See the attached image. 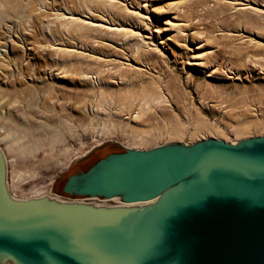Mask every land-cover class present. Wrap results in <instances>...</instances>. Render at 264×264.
Segmentation results:
<instances>
[{
  "label": "rangeland",
  "instance_id": "1",
  "mask_svg": "<svg viewBox=\"0 0 264 264\" xmlns=\"http://www.w3.org/2000/svg\"><path fill=\"white\" fill-rule=\"evenodd\" d=\"M262 134L264 0H0L13 197L53 194L54 178L105 142L121 151ZM26 145L35 150L22 156L12 147Z\"/></svg>",
  "mask_w": 264,
  "mask_h": 264
},
{
  "label": "water",
  "instance_id": "2",
  "mask_svg": "<svg viewBox=\"0 0 264 264\" xmlns=\"http://www.w3.org/2000/svg\"><path fill=\"white\" fill-rule=\"evenodd\" d=\"M51 190L13 197L0 147V264H264V134L122 148Z\"/></svg>",
  "mask_w": 264,
  "mask_h": 264
},
{
  "label": "flooded vegetation",
  "instance_id": "3",
  "mask_svg": "<svg viewBox=\"0 0 264 264\" xmlns=\"http://www.w3.org/2000/svg\"><path fill=\"white\" fill-rule=\"evenodd\" d=\"M112 152H118V150H116L114 148L113 145H106L96 151H94V153L88 157L87 159L79 162V163H76V168L70 172V173H65L64 175L60 176L55 182H54V185H53V190L55 191V194H57L58 196H61L63 198H68V195L65 194L64 192H62V185L64 183V181L66 180L67 176L71 173H74V172H80V171H83V170H86L91 164H93L96 160L106 156L107 154L109 153H112ZM83 163H86L87 165L85 166Z\"/></svg>",
  "mask_w": 264,
  "mask_h": 264
},
{
  "label": "bare ground",
  "instance_id": "4",
  "mask_svg": "<svg viewBox=\"0 0 264 264\" xmlns=\"http://www.w3.org/2000/svg\"><path fill=\"white\" fill-rule=\"evenodd\" d=\"M53 139L54 140L53 141L50 140L49 143H52V142H54L56 140L55 138H53ZM12 147H13L14 150H19L20 151L19 156H22V155H25V154L27 155V153L31 152L34 149L33 146H31V145L24 146V149H17L15 146H12ZM27 175H28V172L27 171H23V170L21 171V169H20V171L17 173V182L19 183L20 181H22L24 178L27 177ZM10 189L11 188H9V191H10ZM43 194H45V193H43ZM43 194H41V195H43Z\"/></svg>",
  "mask_w": 264,
  "mask_h": 264
},
{
  "label": "built area",
  "instance_id": "5",
  "mask_svg": "<svg viewBox=\"0 0 264 264\" xmlns=\"http://www.w3.org/2000/svg\"><path fill=\"white\" fill-rule=\"evenodd\" d=\"M60 198H63V197H60ZM64 199H69V198H64Z\"/></svg>",
  "mask_w": 264,
  "mask_h": 264
}]
</instances>
